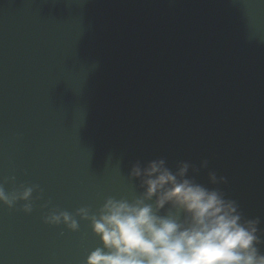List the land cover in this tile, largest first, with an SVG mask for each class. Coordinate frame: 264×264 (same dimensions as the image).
<instances>
[{"label":"water","instance_id":"obj_1","mask_svg":"<svg viewBox=\"0 0 264 264\" xmlns=\"http://www.w3.org/2000/svg\"><path fill=\"white\" fill-rule=\"evenodd\" d=\"M158 158L264 238V0H0V183L38 186L30 213L0 202V264H85L102 244L76 210L132 202Z\"/></svg>","mask_w":264,"mask_h":264},{"label":"clouds","instance_id":"obj_2","mask_svg":"<svg viewBox=\"0 0 264 264\" xmlns=\"http://www.w3.org/2000/svg\"><path fill=\"white\" fill-rule=\"evenodd\" d=\"M207 165L203 160L200 167ZM190 168L199 171L187 161L178 162L175 171L164 158L143 166L137 161L129 175L140 180L139 197L132 202L108 197L95 213L78 208L76 215L90 221L102 244L88 253L85 264H264L258 247L264 243L258 234L260 218H244L237 201L196 182L188 176ZM208 177L212 184L226 181L214 171ZM36 188L21 183L6 192L0 183V202L11 208L23 200V211L30 213ZM166 205L175 211L159 214ZM44 220L79 228L75 216L64 210H50Z\"/></svg>","mask_w":264,"mask_h":264}]
</instances>
